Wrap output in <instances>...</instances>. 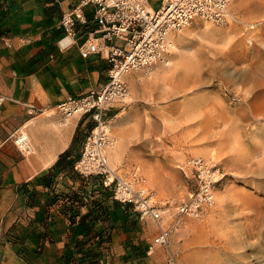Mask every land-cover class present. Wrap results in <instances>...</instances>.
<instances>
[{"label": "crops", "instance_id": "0c3cea01", "mask_svg": "<svg viewBox=\"0 0 264 264\" xmlns=\"http://www.w3.org/2000/svg\"><path fill=\"white\" fill-rule=\"evenodd\" d=\"M78 1L0 0V264H78L80 246L92 248L101 264H140L138 253H147L155 233V225L131 206L112 200L111 188L103 195L96 179L73 169L93 123L77 116L61 123L55 106L99 88L108 78L105 51L88 59L78 54L95 27L92 7L84 10L86 25L75 27L74 45L68 50L56 45L62 14ZM158 1L149 0L150 6ZM124 79L129 90L131 78ZM129 98L113 104L106 119L113 114L119 122ZM15 130L27 135L30 153L14 146L10 136ZM117 139L111 164L124 178L138 167L153 178L169 167L172 155L163 152V160L151 147L148 127L138 136L126 132ZM165 184L174 190L169 179ZM92 201L111 220L93 222L85 231L90 216L83 227L79 223Z\"/></svg>", "mask_w": 264, "mask_h": 264}, {"label": "rangeland", "instance_id": "374dc122", "mask_svg": "<svg viewBox=\"0 0 264 264\" xmlns=\"http://www.w3.org/2000/svg\"><path fill=\"white\" fill-rule=\"evenodd\" d=\"M227 13L224 24L195 19L175 34L169 66L127 75L130 98L119 122L107 115L109 168L147 191L161 213L157 223L145 218L155 233L140 264H264V0H230ZM146 127L161 158L172 155L169 167L155 178L139 167L124 178L111 150L118 134L138 136ZM192 156L223 174L215 206L199 219L174 209L176 196L193 188L181 169ZM160 227L169 238L156 246Z\"/></svg>", "mask_w": 264, "mask_h": 264}, {"label": "built area", "instance_id": "2783aa9c", "mask_svg": "<svg viewBox=\"0 0 264 264\" xmlns=\"http://www.w3.org/2000/svg\"><path fill=\"white\" fill-rule=\"evenodd\" d=\"M230 0H159L152 8L149 0H79L62 14L59 25L61 37L56 45L68 50L76 38V25H86L85 8H93L95 27L78 46L83 59L105 51L108 64L107 81L99 88L77 97H68L55 106L61 122L74 116L87 117L93 123L84 138L82 149L73 169L82 177L99 176L104 187L111 188L112 198L130 205L140 218L158 222L161 213L151 204L150 195L120 178L108 166L106 149L113 140L107 128L106 112L115 103L129 96L123 77L131 72L157 70L170 63L172 40L193 20L201 19L221 25L227 21ZM2 99H0V102ZM14 146L22 154L31 152L27 135L15 130L11 134ZM181 169L187 173L193 188L176 197L175 213L199 219L215 206L216 187L223 174L209 159L200 156L187 158ZM169 231L159 228L153 245L167 244Z\"/></svg>", "mask_w": 264, "mask_h": 264}, {"label": "trees", "instance_id": "16d2710c", "mask_svg": "<svg viewBox=\"0 0 264 264\" xmlns=\"http://www.w3.org/2000/svg\"><path fill=\"white\" fill-rule=\"evenodd\" d=\"M58 162H59V160L56 162V164ZM86 178H94V179H96L97 182L99 183V185L102 188L103 195L107 193V190L108 189H110V188L104 187L102 185V182L100 181L99 176H92V175H90V176H88ZM110 195H111V198H112V192L110 193ZM112 200H114V199L112 198ZM114 201H116V200H114ZM125 205H127V204H125ZM88 216H90L91 222L85 224V226H87V230H85V231H88V229L91 226L90 224L93 223V222H96V221H105L106 219L107 220H111V217H110L109 212H107L104 208H102V206L98 202H96V201H92V207L90 208V210L88 211V213L85 214L82 217V219H81V221L79 223V225H81V227L84 226V223H83L85 221V218L84 217H88ZM96 237H97L98 240H100L102 236H101V234H99V235H96ZM132 252L133 251H131V253ZM78 253H80V259L78 261V264H101V258L99 256V254L93 252L92 248H85V249H83V247L80 246ZM138 255L142 257V256L145 255V253L144 252H139Z\"/></svg>", "mask_w": 264, "mask_h": 264}, {"label": "bare ground", "instance_id": "6f19581e", "mask_svg": "<svg viewBox=\"0 0 264 264\" xmlns=\"http://www.w3.org/2000/svg\"><path fill=\"white\" fill-rule=\"evenodd\" d=\"M235 1V0H234ZM177 59V58H176ZM170 64V63H169ZM169 66V65H168ZM179 75V74H178ZM125 77H123V80L125 81V79H124ZM127 79V78H126ZM126 83V82H125ZM128 95H129V93H128ZM128 98V97H127ZM75 117V116H74ZM70 126V125H69ZM69 128H71V127H69ZM111 152V151H110ZM241 248V247H240Z\"/></svg>", "mask_w": 264, "mask_h": 264}]
</instances>
